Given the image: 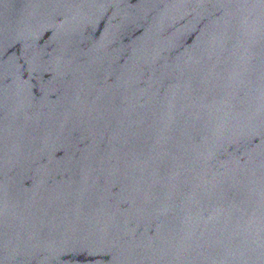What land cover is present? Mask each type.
Returning <instances> with one entry per match:
<instances>
[{"label":"water","instance_id":"obj_1","mask_svg":"<svg viewBox=\"0 0 264 264\" xmlns=\"http://www.w3.org/2000/svg\"><path fill=\"white\" fill-rule=\"evenodd\" d=\"M0 264H264V0H0Z\"/></svg>","mask_w":264,"mask_h":264}]
</instances>
